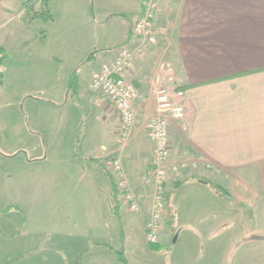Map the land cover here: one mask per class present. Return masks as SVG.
<instances>
[{
  "label": "crops",
  "instance_id": "obj_1",
  "mask_svg": "<svg viewBox=\"0 0 264 264\" xmlns=\"http://www.w3.org/2000/svg\"><path fill=\"white\" fill-rule=\"evenodd\" d=\"M107 1L120 12L99 8L102 18L94 22L118 15L123 30L118 41L100 43L96 33L75 41L63 29L52 35L57 51L49 60L57 65L68 55L76 60L74 81L69 77L61 87L66 102L59 104L53 96L49 102L63 109L70 101L78 111L56 117L59 131L35 126L34 117L27 129L18 115L11 116L14 127H0L12 138L0 140V159L6 163L0 171V200H15L22 216L20 226L15 209L0 208L6 263L117 264L121 254L131 264L124 257L126 242L138 229L144 239L151 212L148 124L156 115L154 90L159 86L182 94L176 101L185 115L169 124L171 189L159 249L150 250L169 256L180 239L189 249L203 242L211 247L244 243L245 238L259 242L264 237V0H156V43L136 56L125 73L137 95L135 122L123 140L115 105L90 88V79L117 54L110 47L128 37L144 0ZM16 7L13 0H0V29ZM81 10L89 22L87 2ZM2 67L0 89L5 86ZM15 127L35 140L29 156L14 150ZM39 138L44 152L32 155ZM112 158L121 161L132 191L144 195L139 212L128 210L120 195L113 197L106 166ZM119 245L122 252L115 248ZM170 258L176 263L174 255ZM182 260L195 264L190 256Z\"/></svg>",
  "mask_w": 264,
  "mask_h": 264
},
{
  "label": "rangeland",
  "instance_id": "obj_2",
  "mask_svg": "<svg viewBox=\"0 0 264 264\" xmlns=\"http://www.w3.org/2000/svg\"><path fill=\"white\" fill-rule=\"evenodd\" d=\"M31 1L34 10L38 11L42 7L41 0H13L14 7L17 6L15 8L17 11L13 12L12 20L0 29V64L3 65L2 72L5 74V86L0 89V127H14L11 116L16 117L18 115L20 119H23L24 126L27 129L30 128L31 117H34L36 119L34 120L35 126L41 129L49 127L59 131L58 127H54L55 122L53 123L56 117L58 119V115L65 111L72 113L78 110L70 101L62 109L57 108L56 104L50 103L49 100L53 96L54 100L60 101L59 104L66 102L67 96L65 94L63 96L61 87L64 86L65 80L71 77L74 72L75 65H72V63L76 59L68 55L67 60H64L63 57L64 61L61 65L53 64L49 60V55L56 52L57 49L54 48L52 35L57 31L62 32L63 29L66 33L62 32V34H66L69 39L71 37L72 40L77 41L79 36L84 38L87 33H96L100 43H113L121 38L123 30L118 23L120 22V18H117L118 15L110 16L109 21L105 23L96 24L94 22L95 19L100 20L102 18L99 15V8L111 7V9L118 11L115 9L117 4L113 1L105 0L100 3L94 0H50L47 8L50 17H34L29 21L23 6ZM83 2H87L89 22H87L86 17H83L81 10ZM29 13V15H32V11H29ZM76 19L78 20L76 21ZM24 93L26 95H22ZM15 129H17L16 141L13 142L15 152L20 150L29 156L30 150L28 149L35 140L22 135L21 130L17 127ZM1 136L8 141H12L11 136L5 135L0 130V140ZM39 139L40 141L37 139L36 150L33 151L32 155L35 152L37 154L38 151L44 152L43 139ZM179 145L178 143L175 144L177 147ZM76 162H79L78 159ZM5 164L0 159V171L5 168ZM166 178V184L168 185L166 193H168V190L171 189L172 176L170 177L167 174ZM13 202L16 201L0 200V208L3 209V212H6L5 210L9 208L15 209L17 212L14 214V219L18 218L20 226H22L20 209L12 204ZM9 215L8 218H11L13 214L10 213ZM29 226H33L32 223H29ZM180 241L181 239L173 248L172 254L168 256L166 252L151 251L138 229L132 235V240L126 242L124 257L128 256L131 264H185L182 259L188 256L191 257V261L194 259L195 264H264V237H261L259 242L246 241L245 238L244 243L238 244V242H235L232 244L228 241L224 246L222 244V246L217 247H211V244L206 245L203 242V244H200L201 247L196 249H189ZM115 248L120 252L123 250L120 245L115 246ZM162 250L167 251L166 247ZM7 253L5 246L0 245V258L3 260V264H11L6 263ZM173 255L176 263L171 261L170 256ZM8 259L10 261V258ZM81 262L79 260L72 264H81ZM54 263L53 261L52 264ZM117 264L122 263L117 260Z\"/></svg>",
  "mask_w": 264,
  "mask_h": 264
},
{
  "label": "built area",
  "instance_id": "obj_3",
  "mask_svg": "<svg viewBox=\"0 0 264 264\" xmlns=\"http://www.w3.org/2000/svg\"><path fill=\"white\" fill-rule=\"evenodd\" d=\"M156 13V0H144L139 18L131 26L130 38L117 48V54L103 63L90 79V88L102 91L115 105L121 117L119 128L121 140L127 137L135 122L132 103L137 95L135 86L125 78V73L136 56L156 43ZM181 95L180 92L169 90L165 86H159L154 90L156 115L148 124V137L153 144L148 176L153 179V188L151 212L144 228V239L147 245H157L160 242L166 203L169 124L172 120L182 119L185 115L183 106L176 101V98ZM106 166L124 205L131 212H139L144 195L132 191L129 187L121 161L112 158L107 161Z\"/></svg>",
  "mask_w": 264,
  "mask_h": 264
},
{
  "label": "trees",
  "instance_id": "obj_4",
  "mask_svg": "<svg viewBox=\"0 0 264 264\" xmlns=\"http://www.w3.org/2000/svg\"><path fill=\"white\" fill-rule=\"evenodd\" d=\"M34 1H36V0H34ZM49 1L50 0H41V2L43 4L41 3V6L42 7L39 8L38 11L33 9L34 8V5H33V2L32 1L29 4H24L23 9H24L26 15L28 16V20L30 21L32 18H34V17H40V16L50 17V15L48 13V9H47L48 8V2ZM29 11H32V15H29L30 14ZM130 35H131V33L128 35V37L124 41H122L118 45H115L113 47H110V49H112V48H118L120 45H122L124 42H126L130 38ZM1 77H2V75H1V72H0V82H1ZM74 77H75V74L73 73L71 75V77H70L71 83L74 81ZM112 184H113V192H114L113 193L114 194L113 197L116 199V198H118L119 193H118L117 188H116V186H115V184H114L113 181H112ZM166 197H167V195H166ZM149 247L151 249H153V250H158L159 249L158 248V245H149ZM117 258H118V260L122 264H127L126 260L121 256V254L120 255L117 254Z\"/></svg>",
  "mask_w": 264,
  "mask_h": 264
}]
</instances>
